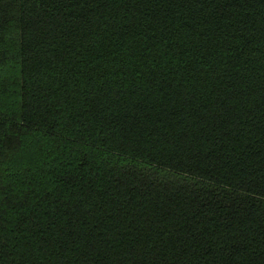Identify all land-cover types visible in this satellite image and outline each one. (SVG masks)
<instances>
[{
    "label": "trees",
    "instance_id": "obj_1",
    "mask_svg": "<svg viewBox=\"0 0 264 264\" xmlns=\"http://www.w3.org/2000/svg\"><path fill=\"white\" fill-rule=\"evenodd\" d=\"M0 264H264V0H0Z\"/></svg>",
    "mask_w": 264,
    "mask_h": 264
}]
</instances>
